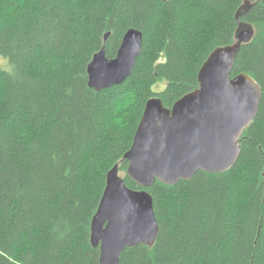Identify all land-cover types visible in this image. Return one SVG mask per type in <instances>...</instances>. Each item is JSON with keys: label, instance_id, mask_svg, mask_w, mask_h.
<instances>
[{"label": "trees", "instance_id": "obj_1", "mask_svg": "<svg viewBox=\"0 0 264 264\" xmlns=\"http://www.w3.org/2000/svg\"><path fill=\"white\" fill-rule=\"evenodd\" d=\"M243 1L0 0V264H100L91 224L107 174L120 164L143 190L123 159L147 101L172 107L199 87L210 54L234 42ZM242 20L256 34L232 77L251 75L263 96L241 156L229 172L149 188L159 238L120 264H264V0ZM130 29L144 37L132 76L91 89L93 57L116 58Z\"/></svg>", "mask_w": 264, "mask_h": 264}, {"label": "water", "instance_id": "obj_2", "mask_svg": "<svg viewBox=\"0 0 264 264\" xmlns=\"http://www.w3.org/2000/svg\"><path fill=\"white\" fill-rule=\"evenodd\" d=\"M260 0H245L236 13L234 42L216 48L199 71V87L172 107L160 97L146 103L123 162L127 175L143 190L128 187L115 165L91 224V244L100 249V264H120L123 253L145 245L153 247L160 235L154 198L148 191L157 182L175 186L199 172L231 171L242 153L245 131L258 117L263 90L249 74L233 76L243 46L255 38L253 24L242 19ZM110 34L105 35V41ZM143 33L130 29L117 56L106 47L88 66L89 86L97 92L122 85L135 69L143 51Z\"/></svg>", "mask_w": 264, "mask_h": 264}, {"label": "rangeland", "instance_id": "obj_3", "mask_svg": "<svg viewBox=\"0 0 264 264\" xmlns=\"http://www.w3.org/2000/svg\"><path fill=\"white\" fill-rule=\"evenodd\" d=\"M0 65L1 66H6V63L2 60V58H0ZM165 86V84L161 83L157 88L156 90L159 92L163 89V87ZM135 99V96L133 93H126L124 94L119 103H118V107L122 108L124 107L125 105H128L130 104L133 100ZM122 172V171H121ZM120 175L124 178L126 176V173H120Z\"/></svg>", "mask_w": 264, "mask_h": 264}, {"label": "bare ground", "instance_id": "obj_4", "mask_svg": "<svg viewBox=\"0 0 264 264\" xmlns=\"http://www.w3.org/2000/svg\"><path fill=\"white\" fill-rule=\"evenodd\" d=\"M244 1H245V0H244ZM244 1H243V2H244ZM260 2H261V0H260ZM260 2H259V3H260ZM192 179H193V178H192ZM178 183H179V182H178ZM178 183H177V184H178Z\"/></svg>", "mask_w": 264, "mask_h": 264}]
</instances>
